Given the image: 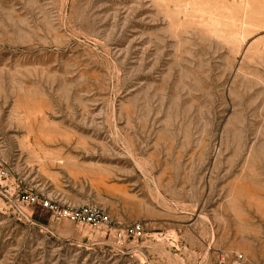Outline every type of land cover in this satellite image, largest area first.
Returning a JSON list of instances; mask_svg holds the SVG:
<instances>
[{
    "label": "rangeland",
    "instance_id": "rangeland-1",
    "mask_svg": "<svg viewBox=\"0 0 264 264\" xmlns=\"http://www.w3.org/2000/svg\"><path fill=\"white\" fill-rule=\"evenodd\" d=\"M2 169L0 264H264V0H0Z\"/></svg>",
    "mask_w": 264,
    "mask_h": 264
},
{
    "label": "built area",
    "instance_id": "built-area-1",
    "mask_svg": "<svg viewBox=\"0 0 264 264\" xmlns=\"http://www.w3.org/2000/svg\"><path fill=\"white\" fill-rule=\"evenodd\" d=\"M8 175L9 173L7 170H0V179H7ZM20 204L27 207L40 204L44 209L50 210L53 213H58L62 218H67L77 223H86L93 226H97L98 224H103L108 221L107 215H105V213L99 211L98 209L82 207L77 209L61 210L57 205H55L51 201H48L46 199L39 200L32 194H26L21 196ZM133 232L136 234H141L140 229H134Z\"/></svg>",
    "mask_w": 264,
    "mask_h": 264
}]
</instances>
